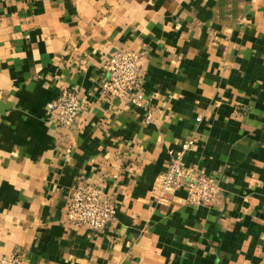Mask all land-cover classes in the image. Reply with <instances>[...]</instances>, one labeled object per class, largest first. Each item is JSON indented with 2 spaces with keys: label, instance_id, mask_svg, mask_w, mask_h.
Masks as SVG:
<instances>
[{
  "label": "crops",
  "instance_id": "0c3cea01",
  "mask_svg": "<svg viewBox=\"0 0 264 264\" xmlns=\"http://www.w3.org/2000/svg\"><path fill=\"white\" fill-rule=\"evenodd\" d=\"M143 54L144 105L108 98L103 58ZM85 100L53 115L61 89ZM149 114L151 118L148 119ZM216 179L158 202L171 149ZM117 213L66 220L72 188ZM25 264H264V0H0V255Z\"/></svg>",
  "mask_w": 264,
  "mask_h": 264
},
{
  "label": "built area",
  "instance_id": "2783aa9c",
  "mask_svg": "<svg viewBox=\"0 0 264 264\" xmlns=\"http://www.w3.org/2000/svg\"><path fill=\"white\" fill-rule=\"evenodd\" d=\"M143 54L132 50H117L107 54L102 61L105 80L102 89L106 97L128 99L137 105H144L145 94L142 90L145 73L141 67ZM85 100L80 91L74 88L61 89L53 103V115L62 128H71ZM151 118L149 114L148 119ZM195 143L194 139L185 141L179 149H171L170 162L166 171L161 173L154 185V195L158 202H167L170 195L185 189L187 201L194 205H210L220 191L216 179L197 167H189L185 156ZM117 213L112 199L91 186L77 184L72 188V199L66 220L77 228L99 231ZM0 264H25L21 253L0 255Z\"/></svg>",
  "mask_w": 264,
  "mask_h": 264
}]
</instances>
